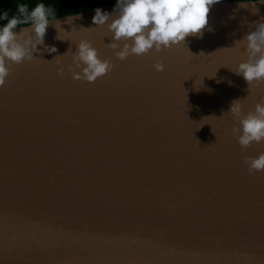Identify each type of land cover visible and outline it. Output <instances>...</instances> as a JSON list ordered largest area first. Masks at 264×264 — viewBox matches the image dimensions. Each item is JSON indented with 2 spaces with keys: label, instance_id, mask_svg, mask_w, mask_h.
Masks as SVG:
<instances>
[{
  "label": "water",
  "instance_id": "1",
  "mask_svg": "<svg viewBox=\"0 0 264 264\" xmlns=\"http://www.w3.org/2000/svg\"><path fill=\"white\" fill-rule=\"evenodd\" d=\"M93 15L50 22L56 51L0 87V264H264V170L244 162L264 141L241 149L229 112L264 98L234 72L264 0L220 1L202 35L124 60ZM81 39L113 65L91 83L67 67Z\"/></svg>",
  "mask_w": 264,
  "mask_h": 264
},
{
  "label": "clouds",
  "instance_id": "2",
  "mask_svg": "<svg viewBox=\"0 0 264 264\" xmlns=\"http://www.w3.org/2000/svg\"><path fill=\"white\" fill-rule=\"evenodd\" d=\"M220 0H115L112 10L100 7L94 9L91 21L96 26H107L111 40L107 44L117 49L115 56L124 60L129 55H144L150 50L160 51L184 41L185 37L202 35L201 30L208 23L207 14L212 5ZM255 3H240L247 7ZM253 13L257 9L253 6ZM16 13L9 15L8 10L0 11V87L9 75L10 64H20L33 60L37 45H42L49 53L55 52L54 46L44 45L47 26L54 22L55 12L43 2L36 3L31 9L27 3H18ZM59 34L56 39L62 40ZM19 29V31H17ZM247 59L239 62L234 72L248 83L264 81V21L255 25L241 40ZM73 79L93 82L113 68L107 59H100L97 49L88 39H81L76 44L72 63L67 66ZM78 68L79 72L74 71ZM156 71L163 70L162 63L153 65ZM62 74L63 68H57ZM229 112L238 127H233L241 149L251 143L264 141V98L257 102L253 111L243 114L240 100H234ZM244 162L249 172L264 170V153L255 157H245Z\"/></svg>",
  "mask_w": 264,
  "mask_h": 264
},
{
  "label": "trees",
  "instance_id": "3",
  "mask_svg": "<svg viewBox=\"0 0 264 264\" xmlns=\"http://www.w3.org/2000/svg\"><path fill=\"white\" fill-rule=\"evenodd\" d=\"M220 1H256V0H220ZM43 2L45 5L54 9L55 18L65 15H71L85 11L88 9H95L96 7H106L113 5L115 0H0V11L8 10L9 15L17 14L16 5L18 3H27L29 9L36 3Z\"/></svg>",
  "mask_w": 264,
  "mask_h": 264
},
{
  "label": "snow or ice",
  "instance_id": "4",
  "mask_svg": "<svg viewBox=\"0 0 264 264\" xmlns=\"http://www.w3.org/2000/svg\"><path fill=\"white\" fill-rule=\"evenodd\" d=\"M162 50V49H161ZM160 50V51H161ZM251 87H252V93H255L256 92V90L258 89V88H264V81H262V82H255V83H253L252 85H251Z\"/></svg>",
  "mask_w": 264,
  "mask_h": 264
}]
</instances>
